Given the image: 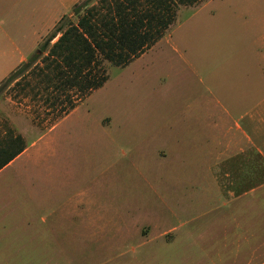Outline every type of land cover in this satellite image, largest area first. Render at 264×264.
<instances>
[{"label":"rangeland","instance_id":"rangeland-1","mask_svg":"<svg viewBox=\"0 0 264 264\" xmlns=\"http://www.w3.org/2000/svg\"><path fill=\"white\" fill-rule=\"evenodd\" d=\"M71 1L0 0V72L20 53L10 40L25 53L32 46L28 58L37 54L41 63L45 52L38 46L55 25L38 46L34 41ZM250 5L251 0L179 5L163 37L128 65L100 62L107 80L58 127L70 131L59 171L89 193L95 208L81 211L79 219L91 214L94 222L77 226L58 218L59 212L32 211L31 241L23 234L21 240L20 234L3 238L0 264H264V250L251 258V211L248 217L232 209L237 203L264 202V191L242 200L218 192L210 180L189 185L193 165L169 154L168 134L161 129L168 124V108L182 109L183 93L199 85L185 58L248 59L251 19L244 12ZM252 7L264 11V0ZM64 15L77 20L71 8ZM34 74L24 72L0 91V133L11 128L26 141L58 117L60 105L49 107L46 92L34 98L43 86L31 89Z\"/></svg>","mask_w":264,"mask_h":264},{"label":"crops","instance_id":"crops-1","mask_svg":"<svg viewBox=\"0 0 264 264\" xmlns=\"http://www.w3.org/2000/svg\"><path fill=\"white\" fill-rule=\"evenodd\" d=\"M78 1L72 0L34 45L38 46L57 19ZM253 2L244 12L251 19L248 59L190 62L185 58L184 66L198 76L199 85L183 93L182 109L168 108V124L161 128L168 134L169 154L193 165L195 171L186 179L189 185L198 186L201 180L204 185L210 180L218 192L242 200L264 191V11L253 9ZM10 42L20 53L17 61L9 62L0 72V83L31 54L32 46L27 48L30 53H25ZM61 119L26 139V147L0 169V241L13 234H20V240L23 234V240L27 237L31 241L30 212L37 210L59 212L58 218L67 224H93L91 214L79 219L81 211L95 208L89 193L77 189L74 179L59 171L66 160L61 151L70 133L66 129L58 131ZM161 129L157 130L159 137ZM232 209L245 216L251 211L253 258L264 250V202L237 203Z\"/></svg>","mask_w":264,"mask_h":264},{"label":"trees","instance_id":"trees-1","mask_svg":"<svg viewBox=\"0 0 264 264\" xmlns=\"http://www.w3.org/2000/svg\"><path fill=\"white\" fill-rule=\"evenodd\" d=\"M91 1L80 0L73 5L76 21L64 15L55 24L38 46L45 52L41 63L37 62L39 55L34 54L0 83L1 91L24 72L35 73L31 89L43 86L34 98L42 90L49 107L54 110L60 105L52 125L105 83L108 76L100 62L128 65L163 37L179 5L193 6L203 0H100L98 6ZM25 147L22 135L11 128L0 133V169Z\"/></svg>","mask_w":264,"mask_h":264}]
</instances>
